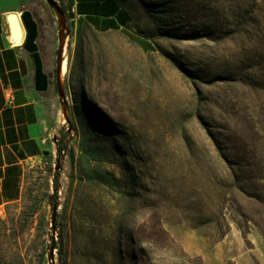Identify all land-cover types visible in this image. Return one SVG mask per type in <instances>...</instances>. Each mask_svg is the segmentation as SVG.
Returning <instances> with one entry per match:
<instances>
[{"label":"rangeland","instance_id":"rangeland-1","mask_svg":"<svg viewBox=\"0 0 264 264\" xmlns=\"http://www.w3.org/2000/svg\"><path fill=\"white\" fill-rule=\"evenodd\" d=\"M116 1L128 29L98 33L70 0L62 20L45 0H0L33 14L68 112L0 210V264H264V92L235 78L264 69V1Z\"/></svg>","mask_w":264,"mask_h":264},{"label":"crops","instance_id":"crops-1","mask_svg":"<svg viewBox=\"0 0 264 264\" xmlns=\"http://www.w3.org/2000/svg\"><path fill=\"white\" fill-rule=\"evenodd\" d=\"M69 7L76 22L95 32L128 29V13L116 0H70ZM4 14L0 12V210L22 199L30 160L40 159L59 133L56 96L50 87L35 91L32 60L21 46L8 42Z\"/></svg>","mask_w":264,"mask_h":264},{"label":"water","instance_id":"water-1","mask_svg":"<svg viewBox=\"0 0 264 264\" xmlns=\"http://www.w3.org/2000/svg\"><path fill=\"white\" fill-rule=\"evenodd\" d=\"M58 13L62 20L63 13L59 10L55 0H45ZM4 21L8 28V35L11 38V45H19L25 53H27L32 60L34 68V89L36 92L44 93L48 90V77L42 69V61L39 55L36 44L38 36V27L32 16V13L25 10L17 17L16 12H6L4 14ZM62 47L59 42L58 46V60H57V79L56 88L61 99H63V92L58 84V73L60 70V60L62 56ZM63 106V105H62ZM66 110L65 106H63Z\"/></svg>","mask_w":264,"mask_h":264},{"label":"trees","instance_id":"trees-1","mask_svg":"<svg viewBox=\"0 0 264 264\" xmlns=\"http://www.w3.org/2000/svg\"><path fill=\"white\" fill-rule=\"evenodd\" d=\"M55 1H59V0H55ZM260 1H264V0H249V2L251 3V7L253 9H256L257 5L259 4ZM234 6H230V10L232 8L236 9V10H240L242 5H240V1H231ZM59 10L64 14L65 13V9L60 5V2L57 4ZM33 15V14H32ZM80 22L77 21V24H79ZM247 23L249 24V21H245L244 26L247 25ZM254 24L257 23H264L261 21H253ZM245 73L244 74H239V75H235V78L239 77V82L243 84V82L246 84H250L253 85L255 84V88L261 92H264V69H259L258 73L253 71L251 69V67H246L245 69ZM63 137L61 136L60 140L57 142V150L59 153H61L64 150V145H63ZM57 187H58V178L56 176L53 177V193L49 196V204L52 208V210H56L57 207ZM51 248L52 249H57V251L59 250V248L56 246L55 241L52 239L51 241Z\"/></svg>","mask_w":264,"mask_h":264},{"label":"bare ground","instance_id":"bare-ground-1","mask_svg":"<svg viewBox=\"0 0 264 264\" xmlns=\"http://www.w3.org/2000/svg\"><path fill=\"white\" fill-rule=\"evenodd\" d=\"M16 15H17V17H19V13L16 12ZM58 18L61 19L60 16ZM62 31L64 32V29H62ZM7 40L11 44V38L9 35L7 37ZM60 43H61V47H62V52H61L62 56H61V60H60V70L58 73V84H59L61 91L64 93L65 77H66L67 70H68L69 35L68 34L62 35L61 39H60ZM12 46H19V45H12ZM67 116H68L67 110H65L64 107L61 105L60 111H59V123H61L62 125L65 124L66 120H67ZM48 222L50 224L51 220L49 219Z\"/></svg>","mask_w":264,"mask_h":264},{"label":"flooded vegetation","instance_id":"flooded-vegetation-1","mask_svg":"<svg viewBox=\"0 0 264 264\" xmlns=\"http://www.w3.org/2000/svg\"><path fill=\"white\" fill-rule=\"evenodd\" d=\"M44 71H45V70H44ZM45 73H46V72H45ZM51 74H52V77H53L54 81L56 82V79H57V64H56V66L53 68ZM46 75H47V77H48V83H49V81H50V79H51L50 74L46 73Z\"/></svg>","mask_w":264,"mask_h":264},{"label":"built area","instance_id":"built-area-1","mask_svg":"<svg viewBox=\"0 0 264 264\" xmlns=\"http://www.w3.org/2000/svg\"><path fill=\"white\" fill-rule=\"evenodd\" d=\"M19 16H20V13H19ZM8 104H11V97H9L8 99ZM37 160H30L29 164H33L35 163Z\"/></svg>","mask_w":264,"mask_h":264}]
</instances>
